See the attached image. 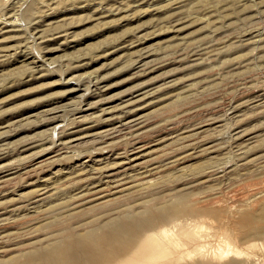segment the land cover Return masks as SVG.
<instances>
[{
    "label": "rangeland",
    "instance_id": "rangeland-1",
    "mask_svg": "<svg viewBox=\"0 0 264 264\" xmlns=\"http://www.w3.org/2000/svg\"><path fill=\"white\" fill-rule=\"evenodd\" d=\"M73 86L79 90L73 91ZM143 91H147V97ZM142 93L143 99L138 98ZM79 94L82 98H78ZM94 96H99L98 100ZM86 100L93 103L88 109ZM156 102L161 106L153 109L152 103ZM120 104H124L122 108ZM136 112H147L142 117L146 122L141 118V129L117 122L109 134L85 136L74 142L76 147L64 142L70 136L65 132L74 126L96 131L107 127L110 120L106 116ZM237 131L244 135L237 136ZM261 135L264 136V0H0V164L7 165L0 166V179L4 180H0V217L7 214L5 219L0 218L5 221L0 223V264L12 255L38 247L45 239L62 237L67 230L81 225L80 231H85L116 209L138 211L156 205L162 198L175 203V194L186 197L185 203L194 208V214L160 217L157 228L171 225L175 230L186 222L185 227L175 230L184 240L198 230L202 233L200 240L206 243L203 249L212 251L211 247L225 238L231 245L254 253L264 264V238L250 236L247 229L251 221L248 218L264 206V139L257 142ZM207 143L219 146L216 151L226 155L224 167L216 164L211 168H217H209L211 172L205 174L193 171L192 166L206 158L207 154L200 150ZM237 143L249 149L239 147L240 150ZM191 153L192 157H188ZM133 155L139 157L136 159L141 160V165L149 160L152 163L141 166L142 171L152 169V175L149 171L140 175L145 182L154 175L149 178L148 188L139 193L114 190L112 183L105 184L101 169L90 173L92 166L101 168L100 164L104 166L109 161H128ZM44 157L54 161L49 163ZM249 157L256 159L250 162ZM239 163L248 165L240 167ZM35 164L40 168L33 167ZM227 169L235 172L230 174ZM45 177L49 179L46 184L42 180ZM75 178L83 186L73 189L79 194L72 203L62 201L66 190L62 195H53ZM39 187L49 189L47 200H37L43 197ZM84 187L89 190L87 196ZM32 198L37 200L33 210ZM37 207L47 211L36 212ZM253 259L257 261L253 264H259L258 259Z\"/></svg>",
    "mask_w": 264,
    "mask_h": 264
},
{
    "label": "bare ground",
    "instance_id": "bare-ground-1",
    "mask_svg": "<svg viewBox=\"0 0 264 264\" xmlns=\"http://www.w3.org/2000/svg\"><path fill=\"white\" fill-rule=\"evenodd\" d=\"M6 30H8V29H6ZM5 31V30H4ZM262 34H263V32H261ZM255 35V34H254ZM263 36V35H262ZM53 38V37H52ZM55 38V37H54ZM254 38H255V36H254ZM257 38V37H256ZM259 39V38H258ZM253 40V39H252ZM261 42V41H260ZM259 42V43H260ZM253 43V42H252ZM258 43V44H259ZM144 57V56H143ZM35 61V60H34ZM145 61V60H144ZM33 62V61H32ZM143 62V61H142ZM146 63H147V61H145ZM36 63V62H35ZM141 64V63H140ZM140 64H139V66H140ZM145 64V63H144ZM138 65V64H137ZM33 66V65H32ZM36 66V65H35ZM142 66H144V65H142ZM36 67H34V69H35ZM39 68V67H38ZM138 68H140V67H138ZM33 69V68H32ZM79 81V80H78ZM77 82V81H76ZM78 83V82H77ZM83 84V83H82ZM94 84V83H93ZM79 85V84H78ZM95 85V84H94ZM91 86V85H90ZM96 86V85H95ZM72 87V86H71ZM74 87V89H73V91H76V90H79L78 88H75L76 86H73ZM83 87V86H82ZM86 87H87V85H86ZM103 87V86H102ZM92 88V87H91ZM100 88V87H99ZM85 89V88H84ZM83 89V90H84ZM96 89V88H95ZM98 89V88H97ZM96 89V90H97ZM101 89V88H100ZM151 89V88H150ZM88 90H90V89H88ZM99 90V89H98ZM146 90H148V89H146ZM156 90V89H155ZM101 91V90H100ZM103 91V90H102ZM137 91V90H136ZM68 92H70V91H68ZM86 92V91H85ZM96 92V91H95ZM147 91H143V93H144V96L145 97H147L146 95H147V93H146ZM149 92V91H148ZM152 92V94L154 93V91L152 90L151 91ZM151 92H149V94L148 95H150V93ZM97 93V92H96ZM99 93V92H98ZM97 93V94H98ZM102 93V92H101ZM140 93V92H139ZM143 93L141 94V96H139L138 98H142L143 99ZM145 93H146V95H145ZM88 93L86 92V95H87ZM138 94V93H137ZM99 95V94H98ZM78 96V95H77ZM81 95L79 94V97L78 98H82V97H80ZM89 96V95H88ZM143 96V97H142ZM95 97V96H94ZM77 98V97H76ZM97 98V100H98V98H99V96L98 97H95V99ZM84 99V98H83ZM86 99V98H85ZM82 100V99H81ZM138 99L137 98H135V101H137ZM84 101V100H83ZM87 101V100H86ZM90 101H92V100H90ZM99 101H100V99H99ZM131 101V100H130ZM140 101V100H139ZM88 102V101H87ZM102 102V101H101ZM131 102H133V101H131ZM93 104V103H92ZM91 103H87V106H86V108L85 109H88V108H90V106L92 105ZM96 104V103H95ZM99 104H100V102H99ZM146 104V103H145ZM145 104H143V106L145 105ZM253 104V103H252ZM255 104V103H254ZM260 104H262V103H259V105ZM98 105V104H97ZM121 106H119V107H121L122 108V106L124 105H122V104H120ZM127 105V104H126ZM125 105V107H127ZM128 105H130V104H128ZM131 105H134V104H131ZM157 105V102L155 103V104H153L152 103V106L151 107H153V109H155V107L156 108H158V107H160L161 105H158V106H156ZM238 105V104H237ZM237 105H235V107L234 108H237L238 106ZM256 105V104H255ZM258 105V104H257ZM258 105V106H259ZM254 106V105H253ZM81 107V109H82V106H80ZM94 107V106H93ZM118 107V108H119ZM133 107H135V106H133ZM132 107V109H131V111L134 109ZM136 107H139V106H136ZM140 107H142V105H141V103H140ZM139 107V108H140ZM150 107V106H149ZM232 107V108H233ZM257 107V106H256ZM51 108H56V107H51ZM105 108V107H104ZM121 108H119V109H121ZM233 108V109H234ZM57 109V108H56ZM81 109H79V110H81ZM103 109V108H102ZM136 109V108H135ZM141 109H143V108H141ZM152 109V108H151ZM150 109V110H151ZM153 109L151 110V111H153ZM239 109V108H238ZM52 110V109H51ZM54 110V109H53ZM58 110V109H57ZM83 110H84V108H83ZM106 110V109H105ZM117 110V109H116ZM126 110V109H125ZM145 110V109H144ZM119 111V110H118ZM128 111V110H127ZM135 111V110H134ZM147 111L148 112H150L149 110H148V108H147ZM236 111H239V110H236ZM78 112H80V111H78ZM90 112V111H89ZM89 112H87V113H89ZM92 112H94V111H92ZM103 112H104V110H103ZM107 112V111H106ZM117 112V111H116ZM115 112V113H116ZM123 112V111H122ZM129 112V111H128ZM100 113H102V112H100ZM118 113H120V112H118ZM234 113V112H233ZM86 114V113H85ZM84 114V115H85ZM90 114H93V113H90ZM89 114V115H90ZM106 114V113H105ZM108 114H110V113H108ZM112 114V113H111ZM110 114V115H111ZM147 114V112L146 113H144V114H142L141 112H136V113H132V114H128V113H126V114H124V115H121V116H115V117H110L109 118V116H106L110 121L108 122V124H107V127H103V128H101V129H97L96 131H90V130H85L84 129V127H77V126H74L75 128L74 129H72L71 131L69 130V131H67V132H65V135H67V134H69L70 136H68V138H66V139H64V142H70V144H68V145H72L71 143H74V142H76L77 140H79L80 138H83V137H85V136H95L96 137V135H98V134H100L99 136H101L102 137V133L104 134V132H107L108 134H109V132L108 131H110V130H112L113 128H115L116 126H115V124L117 123V122H122V124H123V122H125L126 124L127 123H129L130 124V127L131 126H133L134 128H139V129H141V128H143L144 126H142V125H144V123L142 124V125H140L141 124V120L143 119L142 117L144 116V115H146ZM150 114V113H149ZM79 115V114H78ZM88 115V114H87ZM99 115V114H98ZM101 115V114H100ZM120 115V114H119ZM57 117V116H56ZM79 117H81V115L79 116ZM96 117V116H95ZM59 118V117H58ZM57 118V119H58ZM83 118V117H82ZM89 118H91V119H93L92 117H89ZM142 118V119H141ZM145 118V117H144ZM73 119H75V118H73ZM102 119H104V118H102ZM107 119V120H108ZM90 120V119H89ZM88 120V121H89ZM60 121V120H59ZM74 120H72V122H73ZM76 121V120H75ZM87 121V122H88ZM103 121V120H102ZM101 121V122H102ZM106 121V120H105ZM143 121H145V119H143ZM80 122V121H79ZM83 122V121H82ZM85 122V121H84ZM92 122V121H91ZM146 122V121H145ZM76 123V122H75ZM124 123V124H125ZM58 124V123H57ZM80 124V123H79ZM119 124V123H118ZM121 124V123H120ZM121 124V125H122ZM146 125V124H145ZM219 125V124H218ZM63 127L62 128H64L65 127V125H62ZM71 126V125H70ZM69 126V127H70ZM100 126V125H99ZM123 126V125H122ZM128 126V125H127ZM61 126H59V128H60ZM69 127H66V128H68L69 129ZM85 128H86V126H85ZM205 129V128H204ZM85 130V131H84ZM114 130V129H113ZM206 130V129H205ZM237 130V129H236ZM235 130V131H236ZM241 130V129H240ZM83 131V133H81V134H77V133H80V132H82ZM204 131V130H203ZM234 131V132H235ZM243 131V130H242ZM242 131H237L238 133V135L237 136H239V137H241L240 135H242L244 132H242ZM232 133H233V131H232ZM245 134H247V133H245ZM64 135V136H65ZM244 135V134H243ZM249 135V134H248ZM61 136H63L62 134H61ZM104 136V135H103ZM234 136V135H233ZM237 136H235L234 138H237ZM250 136H252V135H250ZM254 136V135H253ZM252 136V137H253ZM90 137V138H91ZM98 137V136H97ZM105 137V136H104ZM238 137V138H239ZM249 136H247V138H248ZM88 138V137H87ZM86 138V139H87ZM94 138V137H93ZM62 139V138H61ZM95 139V138H94ZM93 139V140H94ZM99 139V138H98ZM218 139V138H217ZM217 139H215V140H217ZM244 139V138H243ZM242 139V141H244ZM245 139H246V137H245ZM249 139V138H248ZM250 139H251V137H250ZM262 139H264V136L262 137V135L259 137V138H257V142H261L260 140H262ZM59 140V139H58ZM81 140V139H80ZM84 140V139H83ZM92 140V139H91ZM134 140V139H133ZM138 139H136V141L135 142H138L137 141ZM235 140V139H234ZM252 140H253V138H252ZM255 140V139H254ZM62 141V140H61ZM89 141V138H88V140H87V142ZM241 141V142H242ZM246 141V140H245ZM244 141V142H245ZM248 141V140H247ZM246 141V142H247ZM251 141V140H250ZM78 142V141H77ZM76 142V143H77ZM85 142V141H84ZM90 142H92V141H90ZM134 142V143H135ZM204 142H206V141H203V143ZM238 142H240V141H238ZM240 142V143H241ZM249 142V141H248ZM58 143H60V141H58ZM76 143H74L73 145L75 146V144ZM81 143V142H80ZM92 143H94V142H92ZM145 143V142H144ZM143 143V144H144ZM149 143V142H148ZM147 143V144H148ZM202 143V142H201ZM202 143V144H203ZM218 143V142H217ZM240 143H237L239 146H238V148L240 147V148H244L245 150H247V149H249L248 147L249 146H244V143H242V145L244 146H242ZM67 144V143H66ZM79 144V143H78ZM78 144H77V146H78ZM109 144V143H108ZM147 144H145L146 146H147ZM200 144V143H199ZM209 144H211V143H209ZM248 144V143H247ZM250 144V143H249ZM248 144V145H249ZM58 145H60V144H58ZM141 145L142 144H140V147H141ZM212 145V144H211ZM209 146L208 145V143L206 144V147H202L203 149L202 150H200V152L201 153H205V154H207L206 155V158L203 160V161H200L199 162V160H198V163H195L194 164V166H192V170L193 171H195V170H197L198 172H202V171H204V174H205V172H207V171H210L211 169L213 170V169H215V168H217V166H215V168H211L212 166H214V165H216V164H220L222 167H224L223 165H222V163L223 162H225L224 160H226L225 158H226V155H224L223 153H220V152H217L216 150L219 148V146L217 147L216 146V148L214 147V146ZM241 145V146H240ZM61 146H63V145H61ZM60 146V147H61ZM73 146V147H74ZM103 147H104V145H102ZM107 146V145H106ZM134 146V145H133ZM144 146V145H143ZM209 146V147H208ZM66 147V146H65ZM72 147V146H71ZM76 147V146H75ZM101 147V146H100ZM213 147V149H211ZM236 147H237V145H236ZM247 149H246V148ZM67 148V147H66ZM98 148V147H97ZM102 148V147H101ZM107 148V147H106ZM130 148H132V147H130ZM130 148H128V149H130ZM135 147H133V149H134ZM137 148V147H136ZM135 148V149H136ZM138 148H139V145H138ZM141 148H143V147H141ZM194 148V147H193ZM193 148H191V149H193ZM238 148H236V150L238 149ZM239 148V149H240ZM95 149H96V147H95ZM103 149V148H102ZM101 149V150H102ZM105 149V148H104ZM132 149V150H133ZM190 149V148H189ZM211 149V150H210ZM238 149V150H239ZM52 150V149H51ZM98 150V149H97ZM97 150H95V151H97ZM123 150V149H122ZM126 150V149H125ZM140 150V149H139ZM143 150H145V149H143ZM199 150V149H198ZM238 150H237V152H238ZM241 150V149H240ZM56 151V150H55ZM100 151V150H99ZM104 152H105V150H103ZM112 151V150H111ZM111 151H110V153H111ZM128 151V150H127ZM126 151V153H128ZM131 151V150H130ZM142 151V150H141ZM195 151H197V150H195ZM214 151V153L213 154H211V153H209V152H213ZM216 151V152H215ZM57 152V151H56ZM93 152V151H92ZM133 152V151H132ZM138 152V151H137ZM143 152H145V151H143ZM58 153H59V151H58ZM88 153V152H87ZM86 153V154H87ZM93 153H98V152H93ZM109 153V154H110ZM131 153V152H130ZM187 153V152H186ZM195 153V152H194ZM197 153H199V152H197ZM123 154H124V151H123ZM140 154H141V152H140ZM140 154H137L138 156H140ZM143 155H144V153H142ZM146 154V153H145ZM54 155H55V153H54ZM57 155V154H56ZM91 155H92V153H91ZM96 155V154H95ZM101 155V154H100ZM114 155V154H113ZM126 155H128V154H126ZM188 155V157H189V155L191 156L192 155V153L191 154H187ZM196 155V154H195ZM195 155H193V156H195ZM199 155V154H198ZM244 155V154H243ZM242 155V156H243ZM53 156V155H52ZM98 156V155H97ZM106 156V155H105ZM104 156V157H105ZM123 156V155H122ZM138 156H131L132 158H130V160H128V161H126L125 159V161H120V162H118V163H116V164H114L115 162H114V160L113 161H109V163H107L106 165H102V164H100L101 165V168H99V166L97 167L96 165V167L94 166H92V168H90L91 170H90V173H94V172H96L97 170L96 169H101L100 170V172L99 173H103L104 174V176H105V178H106V180H105V184H108L109 185V183L111 184H113V185H111L112 186V188L115 190L116 189V191H121V190H125V189H129L130 190V192L131 191H133V192H136V193H139V192H141V191H143L144 189H146V188H148L147 186H149V178L150 177H153V176H150V177H148V179H147V177L145 178V179H147L148 180V182L146 181L145 182V180H143V178L141 177V176H143L142 175V173H144V172H150V171H152V169H149L148 171H142L141 170V166H144L145 164H148L149 163V161L148 160H145V161H148V163H146V162H144L143 164L144 165H141V163L139 162V161H141V160H139V161H137V159L136 158H139ZM182 156V155H181ZM181 156H179V158L181 157ZM186 156V155H185ZM184 156V157H185ZM48 157H50V155L48 156ZM47 157V158H48ZM82 157V156H81ZM87 157H89L88 155H87ZM87 157H85V158H87ZM92 157V156H91ZM95 157V156H94ZM94 157H92V158H94ZM100 157V156H99ZM102 157H103V155H102ZM108 156H106V158H107ZM109 157H110V155H109ZM128 157V156H127ZM130 157V156H129ZM176 157V156H175ZM174 157V158H175ZM183 157V158H184ZM187 157V158H188ZM192 157V156H191ZM245 157V156H244ZM244 157H242V159L244 158ZM254 156H252V158H253ZM42 158V157H41ZM46 157H44V159H45ZM54 158H55V156H54ZM85 158H84V161H85ZM174 158H172L173 160H176V159H174ZM178 157H177V159H179ZM182 158V157H181ZM240 158V155H239V157L238 158H236L237 160ZM251 157H249V159H252ZM56 159V158H55ZM77 159H78V155H77ZM82 159V158H81ZM89 159V158H88ZM95 159V158H94ZM101 159V158H100ZM105 159V158H104ZM111 159V158H110ZM113 159V158H112ZM123 159V158H122ZM142 159V158H141ZM156 159V158H155ZM159 159V158H158ZM185 159V158H184ZM247 160H249L248 158H246ZM256 159V158H255ZM255 159H252V161H250V162H253V160H255ZM39 160V159H38ZM42 160V159H41ZM45 160H49V158L48 159H45ZM44 160V161H45ZM93 160V159H92ZM96 160H98L97 158H96ZM108 160H109V158H108ZM144 160V159H143ZM153 160H154V158H153ZM164 160V159H163ZM172 160V161H173ZM240 160V159H239ZM238 160V161H239ZM54 160H53V158H52V160L50 161H48L49 163L50 162H53ZM156 161V160H155ZM154 161V162H155ZM159 162H160V159L158 160ZM165 161H169L167 158H166V160ZM171 161V160H170ZM177 161V160H176ZM175 161V162H176ZM244 161H245V159H244ZM39 162V161H38ZM47 162V161H46ZM81 162V161H80ZM79 162V163H80ZM101 162V161H100ZM111 162H113L112 164H111ZM151 162H152V159H151ZM158 162V163H159ZM162 162V161H161ZM227 162V161H226ZM240 162H242V160L240 161ZM245 162H247V161H245ZM249 162V163H250ZM45 162H43V164H44ZM82 163V162H81ZM84 163V162H83ZM89 163V162H88ZM103 163H104V161H103ZM105 163H106V160H105ZM156 163V162H155ZM157 163V164H158ZM169 163H172V162H169ZM174 163V162H173ZM172 163V164H173ZM228 163V162H227ZM5 164V163H4ZM4 164L3 165H1L0 164V166H4ZM75 164V163H74ZM86 164V163H85ZM92 164V163H91ZM96 164H97V162H96ZM114 164V165H113ZM150 164V163H149ZM152 164V163H151ZM150 164V165H151ZM162 164V163H161ZM163 164H164V161H163ZM162 164V167H164L165 165H163ZM172 164H169V165H172ZM231 164V163H230ZM237 164V163H236ZM240 164V163H239ZM242 164V163H241ZM241 164L239 165L240 167H241ZM247 165H248V163H246ZM246 164H242V166L243 165H246ZM6 165V164H5ZM36 165L37 164H35L33 167H35L36 168ZM38 165H41V163L39 164L38 163ZM38 165H37V168H40V167H38ZM87 165H90V164H87ZM86 165V166H87ZM111 165V166H110ZM233 165H234V163H233ZM232 165V166H233ZM7 166V165H6ZM30 166V165H29ZM41 166H43V165H41ZM71 166H73V165H71ZM82 166H83V164H82ZM86 166H84V167H86ZM103 166V167H102ZM107 166H110L109 168L107 167ZM153 166V165H152ZM157 166V165H156ZM159 166V165H158ZM168 166V165H167ZM227 166H228V164H227ZM231 166V167H232ZM235 166H237V168L239 167L238 165H235ZM5 167V166H4ZM31 167V166H30ZM29 167V168H30ZM33 167H31L32 169H31V171L33 170ZM63 166H61V168H62ZM68 167V166H67ZM75 167V166H74ZM78 167H80V166H78ZM83 167V168H84ZM154 167V166H153ZM161 169H162V167H161V165L159 166ZM159 167H157V168H159ZM166 167V166H165ZM222 167H220L221 169H222ZM230 167V168H231ZM245 167V166H244ZM243 167V168H244ZM28 168V167H27ZM27 168H26V170H23V171H27ZM36 168V169H37ZM71 168V167H70ZM81 168V167H80ZM82 168V169H83ZM143 168H145V167H143ZM142 168V169H143ZM146 168H147V166H146ZM150 168V167H149ZM152 168V167H151ZM159 168V169H160ZM209 168H210V170H209ZM227 168V167H226ZM233 168V167H232ZM35 169V170H36ZM69 169V168H68ZM74 170H75V172H76V169L75 168H73ZM78 169V168H77ZM218 169H219V166H218ZM229 169V168H228ZM227 169V170H228ZM29 170V169H28ZM67 170V169H66ZM66 170H64V172L66 171ZM73 170V171H74ZM80 170V169H79ZM84 170V169H83ZM83 170H82V172H83ZM155 170V169H154ZM200 170V171H199ZM211 170V171H212ZM217 170V169H216ZM216 170H214V171H216ZM220 170V169H219ZM52 171V170H51ZM50 171V173H52ZM61 171H62V169H61ZM70 171H72V169L70 170ZM81 171V170H80ZM89 171V170H88ZM155 171H157L158 172V170L156 169ZM160 171V170H159ZM210 171V172H211ZM218 171V170H217ZM224 171V170H223ZM223 171H222V173H223ZM229 171V170H228ZM232 171H234V169L233 170H231V172ZM13 172V171H12ZM56 172V171H55ZM54 172V174L55 175H57L56 173ZM74 172V173H75ZM230 172V171H229ZM230 172V174H232ZM235 172V171H234ZM16 173H17V171H16ZM31 173V172H30ZM68 173V172H67ZM77 173H78V171H77ZM76 173V174H77ZM80 173V172H79ZM160 173V172H159ZM214 173V172H213ZM218 173V172H217ZM220 173V172H219ZM222 173H220V176H222L223 177V174ZM6 174H8L7 172H6ZM59 174V173H58ZM68 174H72L71 172L70 173H68ZM67 174V175H68ZM83 174V173H82ZM82 174H80L81 176H83ZM97 175H99L98 173H96ZM103 174H101V177H103ZM146 174H148V173H146ZM150 174H151V172H150ZM157 174V173H156ZM178 174V173H177ZM212 174V173H211ZM210 174V175H211ZM222 174V175H221ZM229 174V173H228ZM14 175H16L17 176V174H14ZM29 175V174H28ZM64 175V174H63ZM74 175V174H73ZM90 175V174H89ZM88 175V176H89ZM92 175V174H91ZM97 175H94V176H97ZM141 175V176H140ZM145 175V174H144ZM152 175V174H151ZM178 175H181V174H178ZM184 174H182L181 176H183ZM201 175H203V173L201 174ZM51 176V175H50ZM50 176H48L49 178H51L50 180H52V177H50ZM53 176V175H52ZM59 176V175H58ZM62 176V175H61ZM75 176V175H74ZM74 176H72L71 178H73ZM77 176V175H76ZM93 176V175H92ZM92 176H89V177H91L92 178ZM147 176V175H146ZM180 176V177H181ZM207 176V175H206ZM214 176H216L215 174H214ZM3 177V176H2ZM7 177H9V176H7ZM47 177V176H46ZM46 177L45 178H43L42 180H43V182H44V184H46L48 181H46L47 179H46ZM60 177V176H59ZM86 177V176H85ZM179 177V176H178ZM179 177V178H180ZM210 177H212L213 178V176H210ZM10 178V177H9ZM62 178V177H61ZM68 178V177H67ZM87 178V177H86ZM97 178V177H96ZM98 178H100V177H98ZM205 178V177H204ZM207 178H209V177H206L205 179L207 180ZM211 178V179H212ZM215 179H216V177H214ZM213 178V179H214ZM217 178H219V177H217ZM2 179V178H1ZM0 179V180H1ZM4 179L6 180V178L4 177ZM11 179V178H10ZM80 179H81V177H80ZM80 179H74V180H72L71 179V181L70 182H68V184L67 185H65V187H59V185H60V183L58 184V187H59V190H58V192H56V193H54L53 191V195H57V194H59V195H62L63 194V190H66V191H68L66 194H65V192H64V195L61 197L62 199V201H64L65 203L66 202H70V203H72L73 202V200L75 199V198H77V195L79 194H76V192L75 193H73L72 191H73V189H75V188H77L79 185H81V184H79V182H80ZM84 176H83V179H82V181H83V183H84ZM89 179V178H88ZM94 179H95V177H94ZM94 179H92V180H94ZM181 179V178H180ZM8 180V179H7ZM49 180V179H48ZM54 180V179H53ZM101 180V179H100ZM4 181V180H3ZM2 180H1V182H3ZM59 181V180H58ZM95 181V180H94ZM98 181H99V179H98ZM104 181V180H103ZM6 182V181H5ZM30 182H32V181H30ZM34 182V181H33ZM87 182V181H86ZM89 182V181H88ZM93 182V181H92ZM96 182V183H95ZM94 183L95 184H97V180L95 181ZM101 182V181H100ZM99 182V183H100ZM51 183H52V181H51ZM101 183H103V182H101ZM54 184V183H53ZM94 184V185H95ZM38 185V184H37ZM51 185V184H50ZM93 185V186H94ZM39 186V185H38ZM41 186V185H40ZM52 186V185H51ZM55 186V185H54ZM56 186H57V183H56ZM81 186H83V185H81ZM85 186V185H84ZM92 186V187H93ZM100 186V185H99ZM104 186H106V185H104ZM110 186V185H109ZM80 187V186H79ZM88 187V186H87ZM89 188V187H88ZM99 188V187H98ZM108 187H105V189H107ZM78 189V188H77ZM80 189V188H79ZM84 189H85V187H84ZM97 189V188H96ZM103 189H104V187H103ZM103 189H101V190H103ZM104 189V190H105ZM37 190H39V194H43V197H38L37 198V200H40V199H43V200H47L48 198V196H50V194L48 193V191H49V189H45V187L44 188H42V187H39V188H37ZM86 190V196L88 195L87 193H88V191H87V189H85ZM97 190H99V189H97ZM79 191V190H78ZM82 191V190H81ZM95 191V190H94ZM83 192V191H82ZM81 192V193H82ZM85 192V191H84ZM90 192H92V191H90ZM96 192H98V191H96ZM99 192H100V190H99ZM62 193V194H61ZM94 193V192H93ZM92 193V194H93ZM103 193H104V191H103ZM109 193V192H108ZM177 193V192H176ZM36 194V196H37V194L38 193H35ZM107 194V193H106ZM183 194V193H182ZM185 194V193H184ZM260 194V193H259ZM59 195H57V196H59ZM82 195V194H81ZM83 195H85L84 193H83ZM82 195V196H83ZM91 195V194H90ZM100 196H102L101 194H99ZM98 195V193H97V195L96 196H99ZM35 196V197H36ZM92 196V195H91ZM162 196V195H161ZM174 196H177L178 197V199H177V201L175 202V203H172V202H170V201H168V199H166V198H162L163 200L161 201V202H158L156 205H152L151 207H143V208H140L138 211H134V210H128V209H125V208H121V209H116V210H114V212H112V214L109 216V214H107V215H105V216H107V217H105L104 219H102V220H98V222L95 224L94 223V225L91 227V226H89L90 228L89 229H87V230H85V231H80V226L79 227H77L78 229H79V231H74L75 229H77V228H75V229H73L72 231L71 230H67L68 231V233H64L63 234V236L62 237H56V238H50V239H45L44 241H42L41 242V244L38 246V247H36V248H33V249H28L26 252H23L21 255H12V256H10V257H8V259L6 260V262H3V264H253V262H254V260L255 259H253V258H256V259H258L259 260V264H260V262H261V260L259 259V258H257L258 256L257 255H255L254 253V256H253V254H252V256H250L251 254L250 253H248L247 251H244V249H241L239 246H237V245H231L230 244V242L229 241H227L225 238L222 240V241H219L220 243L214 248V247H211L212 248V251L210 250H206V248H205V250L203 249L204 248V246H205V244L204 243H202L204 240H200V239H202L201 237V235H202V233H200V231H198V233H197V231L194 229L195 227H193V229L195 230L194 232H193V234L192 235H194V236H192L191 234V236L189 237L190 239H188V240H184L182 237H180L179 236V234L181 233V232H177V231H175L178 227H182L184 224H186V222L183 224V225H181V226H178V227H176L177 226V224L178 223H176L175 225L176 226H174V227H176V229L175 230H173V228H171V225H170V227L169 226H167V227H163L162 225L160 226V228H157L156 227V224H157V221L159 220L158 218H160V217H165V216H170V215H173L174 217H177L179 214H194V208H192V206H190V207H188V205L185 203V198L183 197V196H181V194H180V196H178V195H174ZM59 197V198H60ZM80 197V196H79ZM93 197H94V195H93ZM92 197V198H93ZM47 198V199H46ZM50 198V197H49ZM82 198H84V197H82ZM89 198V197H88ZM97 198V197H96ZM106 198V197H105ZM104 198V199H105ZM108 198H110V197H108ZM35 198H32V201L30 202V204H32V206H31V208L33 207V205L35 206V202H37V200L35 199ZM87 199V198H86ZM161 199V198H160ZM175 199H176V197H175ZM26 200V199H25ZM28 200V199H27ZM31 200V199H30ZM88 200V199H87ZM86 200V201H87ZM90 200H91V198H90ZM108 200V199H107ZM169 200H170V198H169ZM24 201V200H23ZM42 201V200H41ZM40 201V202H41ZM84 202H86L85 201V199L83 200ZM104 201V200H103ZM12 202V199L11 200H9L8 201V203L7 204H10ZM27 202H29V200L27 201ZM46 202V201H45ZM15 203V202H14ZM18 203V202H17ZM59 203V202H58ZM64 203V204H65ZM77 203V202H76ZM23 204V203H22ZM21 204V205H22ZM29 204V203H28ZM37 204V203H36ZM38 204H39V202H38ZM37 204V205H38ZM41 204V203H40ZM79 204V203H78ZM77 204V205H78ZM27 205V204H26ZM70 205H72V204H70ZM76 205V206H77ZM12 206V205H11ZM14 206H16V205H14ZM20 206V205H19ZM30 206H26V207H30ZM40 206V205H39ZM20 207H22V206H20ZM25 207V206H24ZM41 207V206H40ZM39 207V208H40ZM45 207V206H44ZM44 207H42L43 209H39L38 207V209L36 208L35 210H36V212L37 211H40V212H46L47 211V208L46 209H44ZM66 207H70V206H66ZM72 207H73V205H72ZM262 208L261 209H259L258 210V213H255L253 216H250L248 219H251V221H249V223L250 224H247V229H248V234H250V236L251 235H253V236H259V237H263L264 238V206H261ZM4 208H6V207H4ZM10 208H13V207H10ZM16 208H18V207H16ZM30 208V209H31ZM13 209H15V208H13ZM34 208H32V210H33ZM66 209V208H65ZM68 209V208H67ZM78 209H80V208H78ZM6 210H7V208H6ZM27 210V209H26ZM29 210V209H28ZM62 210V209H61ZM82 210V209H81ZM2 211H4V209L2 210ZM13 211H15V210H13ZM19 211V210H18ZM21 211H22V209H21ZM25 211V210H24ZM23 211V212H24ZM74 211H76V210H74ZM80 211V210H79ZM7 212V211H6ZM15 212H17V211H15ZM15 212H13L14 214H15ZM26 212V211H25ZM39 212V213H40ZM257 212V211H256ZM34 213H35V211H34ZM17 214H19V213H17ZM21 214H23V213H21ZM247 215V214H246ZM4 216H6L7 217V214L6 215H4ZM22 216V215H21ZM172 216V218H174ZM1 217H2V215H1ZM0 217V218H1ZM6 217H2V219H5ZM171 217V216H170ZM247 217V216H246ZM14 218H16L17 219V217H14ZM14 218H12L13 220H14ZM1 219V221H0V223L2 222V221H4V220H2ZM11 219V220H12ZM19 219V218H18ZM17 219V220H18ZM168 220V219H167ZM173 220V219H172ZM94 221H96V220H94ZM164 221V220H163ZM5 222V221H4ZM189 222V221H188ZM188 222H187V224H188ZM3 223V222H2ZM193 224V223H192ZM195 224H197V223H195ZM198 225V227L200 228V227H202L200 224H197ZM158 226V225H157ZM158 226V227H159ZM173 226V225H172ZM196 226V225H195ZM184 227H185V225H184ZM197 227V228H198ZM61 229V228H60ZM63 229H65V228H62L60 231H63ZM177 230H179V228L177 229ZM184 230H187L186 228L184 229ZM200 233V234H199ZM188 234V233H187ZM186 234V237L185 238H187V236L189 235H187ZM204 235H207V234H205V233H203ZM206 237V236H205ZM219 239H220V237H219ZM207 247V246H206ZM210 247V246H209ZM208 247V248H209ZM214 248V249H213ZM210 249V248H209ZM255 256H257V257H255ZM261 256H263V255H261ZM262 258V257H261ZM264 259V258H263ZM256 261V260H255ZM264 261V260H263ZM257 262V261H256ZM254 263V264H258V263ZM262 263V262H261ZM264 263V262H263Z\"/></svg>",
    "mask_w": 264,
    "mask_h": 264
}]
</instances>
